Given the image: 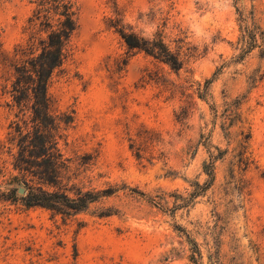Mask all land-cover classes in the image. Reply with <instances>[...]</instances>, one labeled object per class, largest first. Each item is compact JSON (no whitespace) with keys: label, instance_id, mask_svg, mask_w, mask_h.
<instances>
[{"label":"rangeland","instance_id":"1","mask_svg":"<svg viewBox=\"0 0 264 264\" xmlns=\"http://www.w3.org/2000/svg\"><path fill=\"white\" fill-rule=\"evenodd\" d=\"M76 4L48 82L66 166L33 182L112 193L71 216L24 205L9 132L32 101L11 84L35 4L0 0V264H264V0ZM120 26L182 66L129 49Z\"/></svg>","mask_w":264,"mask_h":264},{"label":"trees","instance_id":"2","mask_svg":"<svg viewBox=\"0 0 264 264\" xmlns=\"http://www.w3.org/2000/svg\"><path fill=\"white\" fill-rule=\"evenodd\" d=\"M33 3L34 9L27 19L28 40L14 49L16 58L11 94L17 103L23 100L32 103L29 106V121L24 120V125L17 124L9 132V140L13 141L17 150L13 168L27 184V192L22 196L24 205L40 206L63 216H71L85 211L100 195H109L112 190H79L70 195L61 189H44L33 182L37 179L58 185L66 166L58 147V119L50 111L48 82L64 59L65 47L77 28L78 12L76 0H33ZM116 31L129 49L141 50L173 70L182 66L181 59L161 37L148 39L126 30L124 26ZM109 211L100 215H109Z\"/></svg>","mask_w":264,"mask_h":264},{"label":"water","instance_id":"3","mask_svg":"<svg viewBox=\"0 0 264 264\" xmlns=\"http://www.w3.org/2000/svg\"><path fill=\"white\" fill-rule=\"evenodd\" d=\"M18 192L20 193V194H22L23 193V188H18Z\"/></svg>","mask_w":264,"mask_h":264}]
</instances>
